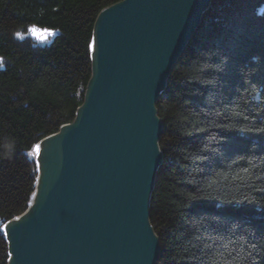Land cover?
I'll return each mask as SVG.
<instances>
[{"label": "trees", "instance_id": "1", "mask_svg": "<svg viewBox=\"0 0 264 264\" xmlns=\"http://www.w3.org/2000/svg\"><path fill=\"white\" fill-rule=\"evenodd\" d=\"M119 1L0 0V264L9 258L2 227L28 208L36 188L30 153L74 120L91 76L96 18ZM262 6L213 0L157 102L158 264H264ZM29 26L56 32L53 42L33 48L30 37H13Z\"/></svg>", "mask_w": 264, "mask_h": 264}, {"label": "water", "instance_id": "2", "mask_svg": "<svg viewBox=\"0 0 264 264\" xmlns=\"http://www.w3.org/2000/svg\"><path fill=\"white\" fill-rule=\"evenodd\" d=\"M212 1L121 0L100 11L83 103L34 146L35 191L2 227L7 264H158L157 102Z\"/></svg>", "mask_w": 264, "mask_h": 264}, {"label": "clouds", "instance_id": "3", "mask_svg": "<svg viewBox=\"0 0 264 264\" xmlns=\"http://www.w3.org/2000/svg\"><path fill=\"white\" fill-rule=\"evenodd\" d=\"M258 14H264V9L258 10ZM24 29L18 30L17 32L13 33V37L16 39L23 40L25 38H31V46L33 48H39L43 47L45 45H50L53 42L54 35L56 32L49 31V30H41L39 27L36 26H29L26 31L28 36L26 37L24 33ZM58 31V30H57ZM5 69V65L2 62V59H0V71H3ZM4 147L11 151L13 148V144L6 143ZM31 155H34V153H30Z\"/></svg>", "mask_w": 264, "mask_h": 264}, {"label": "snow or ice", "instance_id": "4", "mask_svg": "<svg viewBox=\"0 0 264 264\" xmlns=\"http://www.w3.org/2000/svg\"><path fill=\"white\" fill-rule=\"evenodd\" d=\"M39 151H40V146L37 145V146H36V152H39Z\"/></svg>", "mask_w": 264, "mask_h": 264}, {"label": "rangeland", "instance_id": "5", "mask_svg": "<svg viewBox=\"0 0 264 264\" xmlns=\"http://www.w3.org/2000/svg\"><path fill=\"white\" fill-rule=\"evenodd\" d=\"M262 9H264V6H262ZM42 31L44 30V29H41ZM51 31V30H50ZM26 36H28V34L26 33Z\"/></svg>", "mask_w": 264, "mask_h": 264}]
</instances>
